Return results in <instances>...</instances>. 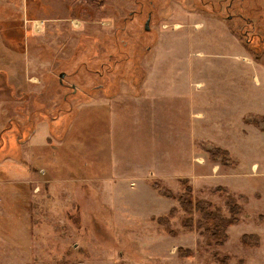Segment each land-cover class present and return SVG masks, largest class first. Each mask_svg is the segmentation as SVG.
I'll list each match as a JSON object with an SVG mask.
<instances>
[{
  "label": "rangeland",
  "instance_id": "374dc122",
  "mask_svg": "<svg viewBox=\"0 0 264 264\" xmlns=\"http://www.w3.org/2000/svg\"><path fill=\"white\" fill-rule=\"evenodd\" d=\"M260 39L264 0H0V264H264Z\"/></svg>",
  "mask_w": 264,
  "mask_h": 264
},
{
  "label": "trees",
  "instance_id": "16d2710c",
  "mask_svg": "<svg viewBox=\"0 0 264 264\" xmlns=\"http://www.w3.org/2000/svg\"><path fill=\"white\" fill-rule=\"evenodd\" d=\"M264 121V118H261ZM255 122V121H254ZM256 126L257 123H254ZM262 131H264V129L261 128ZM218 149L215 150V152ZM184 194H185V198L184 199H180V205L185 209V211L188 210H195L197 212H199L202 215V221L204 223V225L206 226V232L214 239L215 241V245H221L225 240H226V228L227 226L233 225V223H235L236 220V216L238 215V206L236 205H231L230 204V213L232 215V217L230 218V220H228L226 223L223 222L222 219H220L219 217H216L215 214H212L209 210H205V208L209 209L211 208L210 204H205V206H201L200 204L196 203L193 204L191 201V189L189 187H185L184 190ZM166 197H170L171 196H166ZM247 238H253L255 242L258 241V237L257 236H247V235H243L242 236V241L245 245H247L246 239ZM178 252H181V249L178 248L177 249ZM224 263V262H223Z\"/></svg>",
  "mask_w": 264,
  "mask_h": 264
},
{
  "label": "flooded vegetation",
  "instance_id": "af4514ba",
  "mask_svg": "<svg viewBox=\"0 0 264 264\" xmlns=\"http://www.w3.org/2000/svg\"><path fill=\"white\" fill-rule=\"evenodd\" d=\"M230 8H231V6H230ZM230 8H228V9H230ZM141 10H143V9H141ZM150 15H151V13L150 12H148L147 13V17H146V20H147V18L148 17H150ZM238 17L239 18H242V15L241 14H239L238 13ZM134 18V15L132 14V15H130L129 17H128V19H133ZM126 22V21H125ZM146 22V21H145ZM145 24V23H144ZM145 30V29H144ZM247 35V34H246ZM260 42H262V43H264V39L263 40H261L260 39ZM262 43H260V44H262ZM97 72V74H101V71L100 70H97L96 71ZM64 78H66L65 77V73H63V72H61L59 75H58V85L60 86V87H62V88H66V89H68V91L65 93V95H71V94H74L75 92H76V87H75V85L74 84H66V83H64ZM93 91H95V89L93 90ZM92 92V91H91ZM87 95V94H86ZM86 95H84V96H86ZM67 98V96H64V99H66Z\"/></svg>",
  "mask_w": 264,
  "mask_h": 264
},
{
  "label": "water",
  "instance_id": "95a60500",
  "mask_svg": "<svg viewBox=\"0 0 264 264\" xmlns=\"http://www.w3.org/2000/svg\"><path fill=\"white\" fill-rule=\"evenodd\" d=\"M149 21H150V17L147 18L146 22H145V25H144V29L147 31L148 30V24H149Z\"/></svg>",
  "mask_w": 264,
  "mask_h": 264
},
{
  "label": "crops",
  "instance_id": "0c3cea01",
  "mask_svg": "<svg viewBox=\"0 0 264 264\" xmlns=\"http://www.w3.org/2000/svg\"><path fill=\"white\" fill-rule=\"evenodd\" d=\"M193 116H199L198 113H192ZM194 138H197L196 140L194 141H197L198 142V137H196V134L194 135Z\"/></svg>",
  "mask_w": 264,
  "mask_h": 264
}]
</instances>
